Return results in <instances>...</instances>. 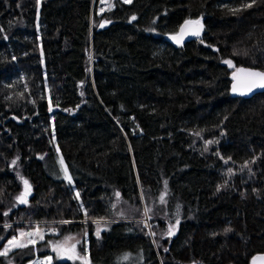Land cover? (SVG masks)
<instances>
[{
  "label": "trees",
  "instance_id": "obj_1",
  "mask_svg": "<svg viewBox=\"0 0 264 264\" xmlns=\"http://www.w3.org/2000/svg\"><path fill=\"white\" fill-rule=\"evenodd\" d=\"M185 20L201 35L177 43ZM240 66L264 71V0H0V248L49 226L81 234L90 264H250L264 252V91L231 94ZM58 150L72 183L46 167Z\"/></svg>",
  "mask_w": 264,
  "mask_h": 264
},
{
  "label": "snow or ice",
  "instance_id": "obj_2",
  "mask_svg": "<svg viewBox=\"0 0 264 264\" xmlns=\"http://www.w3.org/2000/svg\"><path fill=\"white\" fill-rule=\"evenodd\" d=\"M37 2L39 3V0H37ZM124 2L131 3L132 0H124ZM254 2L255 0H253V3ZM251 6H252L251 4L245 5V7H251ZM132 19L135 20L136 17L133 16ZM103 26H104L103 24L100 25V27H103ZM202 27L203 26L200 20H185L184 23L180 26L179 32L176 35H174L172 39H174L177 43H180L185 35L192 34V35L199 36L200 30L202 29ZM224 63L228 64L230 67L234 66L231 60H225ZM233 80H234V83L232 85L233 92H241L242 94L246 92H251L255 88H264V71H254L252 69L238 68L236 69V72L233 73ZM207 143H214V141H206V144ZM61 163H63V161H61ZM12 164L15 165L16 160H13ZM64 171H65V179L71 182L72 177L68 174L66 167ZM229 173L231 174V169H229ZM23 183L25 186V190L19 196H17L16 199L20 203H27V196L30 194V185L27 180H23ZM166 185H167V182H165V186ZM76 196L77 198L79 197L78 192L76 193ZM116 196L119 197L120 193L117 192ZM160 199H161V202H164L163 195L161 196ZM81 208H83V205H81ZM84 211H85V215L87 216V210H84ZM148 211H150V209L145 208V213H147ZM4 215H7V213H4ZM92 222L96 225L95 235L99 237L101 234V226H100L101 222L100 220H93ZM62 223H69V221H63ZM178 224H179V219H177L176 221V225ZM145 226L147 227L148 225H145ZM5 227H9V225H5ZM174 228L175 226L173 225L169 226V229L167 232L168 236H171L174 234ZM225 231L226 232L230 231V229H225ZM37 234L39 233L38 232L37 233H24V232L20 233L21 236L27 235L29 237L33 235H37ZM86 234L87 233H85V235ZM152 234L154 235V233ZM40 238L43 239V236L41 235ZM69 239L71 238L66 237L63 243L57 242L55 245H53V250L62 257L66 256L68 259H78V260H81L83 264H90V259L88 258L87 255L81 256L76 252L75 244H72L70 248L65 247V244L67 243ZM29 243H35V241L30 240ZM77 243H79V241H77ZM24 247H27V244L21 243L20 241L17 240V237L13 236L10 240H8L3 251H0V256H6L12 248H24ZM167 250L168 249H165V251ZM86 251L87 250L85 249V252ZM125 259H127V256L125 257ZM47 261L50 262L51 257H48ZM257 261L264 262V256L253 257L252 264H257Z\"/></svg>",
  "mask_w": 264,
  "mask_h": 264
},
{
  "label": "rangeland",
  "instance_id": "obj_3",
  "mask_svg": "<svg viewBox=\"0 0 264 264\" xmlns=\"http://www.w3.org/2000/svg\"><path fill=\"white\" fill-rule=\"evenodd\" d=\"M113 1L114 0H99V10H103L105 8L112 7ZM122 1H124V0H122ZM61 161H63L62 155L58 150V157L55 160H53L52 158H48L47 162H45L46 167H47V169L51 175L69 182L67 179H65V171H64L65 167L67 168L68 174L71 176L70 171H69L68 167L66 166V164L64 163V161H63V163H61ZM23 180H25V179H23ZM23 180H22V186L23 187H22L21 193L24 192V190H25ZM70 183H72V180ZM142 221L144 222L143 218H142ZM144 224L148 225L145 222H144ZM100 226L102 228L103 224L101 223ZM21 232H24V233H37L38 232L39 234L29 237L27 235L21 236L20 235ZM41 235L43 236V239L40 238ZM46 235H51V237L46 238ZM56 235H57V231L54 228L49 227V226L38 227V228L37 227H33V228H24L23 227V228H18L16 234L12 235L8 240H10L13 236H15V237H17V240L20 241L21 243H24L27 245H30V244L35 245L38 242L46 239L47 243H46L45 248L47 247V253L45 255H38L36 253L32 259L27 261L26 264H53L55 261L78 260V259H68L66 256L62 257V256L58 255L57 252H55L53 250V245H55L57 242L63 243L65 241L66 237H70L71 239H69L67 241V243L65 244V247L70 248L72 244H75L76 245V252L81 256L85 255L83 253H80V250L78 248L79 243H77V241L80 242V240L83 238L81 234H79V235L72 234V235H68V236H64V237H57ZM8 240L5 241V243L2 245V247L0 248V251H3ZM30 240L35 241V243H29ZM39 247L44 248V245H40ZM13 249H15V248H12L11 250H13ZM48 257H51L50 262L47 261Z\"/></svg>",
  "mask_w": 264,
  "mask_h": 264
},
{
  "label": "water",
  "instance_id": "obj_4",
  "mask_svg": "<svg viewBox=\"0 0 264 264\" xmlns=\"http://www.w3.org/2000/svg\"><path fill=\"white\" fill-rule=\"evenodd\" d=\"M180 29V28H179ZM179 32V30L177 31V33ZM176 33V34H177ZM176 34H174V35H176ZM173 35V36H174ZM200 35H201V30H200ZM200 35L199 36H196V35H192V34H188V35H185L184 37H183V39L181 40V42H184V41H186V40H188V39H191V38H198V37H200ZM172 36V37H173ZM172 37H171V39H172ZM173 41H175L174 39H172ZM176 42V41H175ZM227 66H229L228 64H226ZM230 67V66H229ZM230 68H233V67H230ZM238 68H244V69H252V70H254V71H263V70H259V69H257V68H252V67H247V66H240V67H238ZM237 68V69H238ZM235 72H236V70H235ZM233 83H234V80H233V75H232V82H231V87H230V91H231V94L233 95V96H240V97H245V98H248V97H250V96H252V95H254V94H256V93H258V92H263L264 91V88H255V89H253L251 92H246V93H241V92H233L232 91V85H233ZM143 220H144V222L146 223V224H148V222H147V218L146 217H144L143 218ZM255 256H264V252L263 253H259V254H257V255H255ZM254 256V257H255ZM253 259V258H252ZM252 259H251V262H250V264H252ZM257 264H264V262H262V261H257Z\"/></svg>",
  "mask_w": 264,
  "mask_h": 264
}]
</instances>
